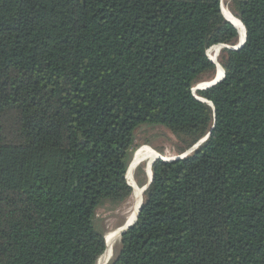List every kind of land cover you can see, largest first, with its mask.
I'll return each instance as SVG.
<instances>
[{"label":"trees","instance_id":"trees-1","mask_svg":"<svg viewBox=\"0 0 264 264\" xmlns=\"http://www.w3.org/2000/svg\"><path fill=\"white\" fill-rule=\"evenodd\" d=\"M222 1L0 0V264H96L142 125L208 137L151 165L107 264H264V0L230 1L244 44L192 93L238 43Z\"/></svg>","mask_w":264,"mask_h":264},{"label":"rangeland","instance_id":"rangeland-1","mask_svg":"<svg viewBox=\"0 0 264 264\" xmlns=\"http://www.w3.org/2000/svg\"><path fill=\"white\" fill-rule=\"evenodd\" d=\"M230 1L231 0H223L222 3L224 2L223 4L227 7ZM216 58L218 61L219 53ZM184 145H185V141L181 136L172 133L170 130L162 126L142 125L135 130L133 151H132V157L130 163L133 160V158H135L137 154L140 153V151L144 147H148L154 151V153L152 152V155L148 156L147 158L148 161H144L141 164H139V166L134 171V180L137 185V191L139 193V197H140L139 189L142 192L141 187L146 186L148 182V178L150 175V167L152 164L151 162L160 160V158L162 159L176 158L177 156H179V151L184 147ZM154 154L160 155V158L155 159L157 155L153 156ZM142 200H143V194H142ZM138 203H140V199L138 200ZM131 205H132V196L125 203L120 205H113L109 202L100 205L96 209L95 216L93 219V224L96 231L98 232L102 231L105 234L108 230H116L119 227H122L123 225L125 226L126 218H127L126 212ZM119 249H120V239L117 238L116 236L114 240L113 256L110 260H112L115 257Z\"/></svg>","mask_w":264,"mask_h":264},{"label":"bare ground","instance_id":"bare-ground-1","mask_svg":"<svg viewBox=\"0 0 264 264\" xmlns=\"http://www.w3.org/2000/svg\"><path fill=\"white\" fill-rule=\"evenodd\" d=\"M223 3H221V12L223 14H225V16L230 20L231 24L236 28V30L239 33V39H238V41L239 42H242V40H243V28L239 24V22L231 15V13L228 11V9L226 8V6ZM222 47H228V46H223V45L222 46H219L218 45V46H215V47L210 48L208 50V52H207V54L209 56V59L212 62L215 63V66H216V75H215L214 79L217 80V81H219L220 79H222L223 69L221 68V66H219L216 63L215 58L217 57V55H218L220 49H222ZM209 85H210L209 82H205V83L199 84V86L196 87V89L206 88ZM152 152L154 153V151L151 150L150 148L144 147L140 151V153L137 154V156L135 157V159L133 158V160L130 163L129 169L127 171V172H129L130 183H131V186L133 188V192H132V195H131L132 196V205L130 206V208L126 212L127 218H126V225L125 226H129L135 220L136 212H137V210L139 208V203H138L139 193L137 191V185H136V182L134 180V171L139 166V164H141L144 161H148L147 158H148L149 155H152ZM155 155L158 156V154H154L153 156H155ZM166 159L169 160V158H166ZM119 231L120 230H118V231L117 230H108L104 234L105 235V238H106V241H107V248H106V251H105L104 255L101 256L97 260L96 264H105L108 261H110V259L113 256L114 240H115L116 235H117V233Z\"/></svg>","mask_w":264,"mask_h":264},{"label":"water","instance_id":"water-1","mask_svg":"<svg viewBox=\"0 0 264 264\" xmlns=\"http://www.w3.org/2000/svg\"><path fill=\"white\" fill-rule=\"evenodd\" d=\"M223 15V14H222ZM244 41H245V32H244V29H243V40H242V42H239L238 41V43L234 46V47H222V49H231V50H238V49H240L242 46H243V44H244ZM219 46H222V45H219ZM210 60V59H209ZM211 61V60H210ZM212 62V61H211ZM214 65H215V63L214 62H212ZM223 78H224V71H223V76H222V79H220L219 81H217V80H212V81H210L209 83H210V85L208 86V87H206V88H202V89H196V87H198L199 85H197L196 87H195V89H193L192 90V93L194 94L195 93V91H201V90H206V89H209L210 87H212V86H214V85H216L217 83H220L222 80H223ZM195 98L197 99V100H199V101H201V102H206L205 100H203V99H200V98H198V97H196L195 96ZM207 103V102H206ZM210 106H211V104L210 103H208ZM207 137H208V135L205 137V138H203L201 141H199L194 147H192L191 149H189L188 151H186L185 153H183V154H181V155H179V156H177L176 158H173V159H169V160H165V159H162V158H160V160H162V161H164V162H173V161H175V160H180V159H183L184 157H186L187 155H189L191 152H193L199 145H201V143H203L206 139H207ZM155 162V161H154ZM154 162H152V164L154 163ZM151 164V165H152ZM129 166H130V164H129ZM129 166H128V168H127V171H128V169H129ZM127 171H126V174H127ZM138 212H139V208H138V210H137V212H136V217H135V220H134V222L132 223V224H130L129 226H122V227H119L118 229H116L117 231L118 230H120L118 233H117V238H120L129 228H131L134 224H135V221H136V219H137V216H138ZM104 236L105 235H103V239H104ZM105 241V240H104ZM105 251H106V244H105ZM105 251H104V253H105ZM104 253L101 255V256H103L104 255ZM100 256V257H101ZM99 257V258H100ZM108 263V262H107ZM106 263V264H107Z\"/></svg>","mask_w":264,"mask_h":264}]
</instances>
